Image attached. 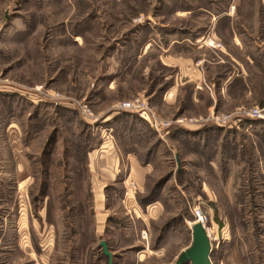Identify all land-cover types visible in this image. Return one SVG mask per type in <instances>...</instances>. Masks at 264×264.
Here are the masks:
<instances>
[{"label": "rangeland", "instance_id": "374dc122", "mask_svg": "<svg viewBox=\"0 0 264 264\" xmlns=\"http://www.w3.org/2000/svg\"><path fill=\"white\" fill-rule=\"evenodd\" d=\"M196 1L0 0V83L6 89L0 94H13L24 141L27 98L37 94L50 101L52 109L45 113L47 120L41 115L37 121L36 131L41 132L30 150L23 145L20 153L8 152L0 135V211L9 207L6 224L15 232L7 243L0 239V264H107L99 246L103 222L94 217L105 207L117 220L109 225L118 227L107 229L111 251L121 256L112 264H174L192 241L198 210L207 219L212 264H264V123L245 119L233 128L205 123L203 137L192 133L199 125L182 126L190 119L201 122L263 106L258 99L264 100V75L252 74L258 88L253 97L238 90L234 100L207 108L206 100L191 105L189 87L184 86L178 109L161 110L157 105V97L175 73L159 63L162 51L156 46L165 47L161 38L166 32L187 28L188 21L198 18L181 11ZM247 2L254 5L253 0ZM236 5L245 29L264 38V16H257L254 8H239L237 1ZM204 38L201 43L215 52L223 47L218 40ZM144 40L153 47L136 59L133 55ZM128 64L131 77L108 90L103 79ZM223 68L208 71L216 77ZM101 83L104 87L96 90ZM136 98L146 101L156 117L173 123L156 132L163 142L138 115L127 119L118 115L107 125L103 122L108 113H121L120 103ZM65 103L75 104V127L74 121L63 120ZM78 103L88 106L94 121L80 112ZM9 108L0 101V115H10ZM51 125L57 130L45 145ZM103 129L118 137L136 132L141 137L137 135L135 153L144 157L151 152L154 171L146 193L135 201L144 208L143 199L152 194L150 204L161 209L159 215L151 210L154 218L147 216L145 223H135L138 228L148 227L142 234L145 238L139 229L130 232L129 240L138 236L141 242L137 247L114 243L127 223L124 206L132 203L127 200L125 205L123 196H93L86 155ZM169 134L174 153L164 143ZM13 160L25 164L18 174L11 167Z\"/></svg>", "mask_w": 264, "mask_h": 264}, {"label": "crops", "instance_id": "0c3cea01", "mask_svg": "<svg viewBox=\"0 0 264 264\" xmlns=\"http://www.w3.org/2000/svg\"><path fill=\"white\" fill-rule=\"evenodd\" d=\"M236 1L239 8H254V13L257 16L260 14L264 16V0H253L254 5L249 4L247 0H197L192 5L187 4L186 8L181 11L187 13L186 17L188 15L192 17L195 14L199 20L195 18L191 23L188 21L187 28L171 29L170 32H166L161 38L165 39L166 45L165 47L156 46L162 51L158 61L162 66L175 73L174 76H169L171 78L170 84L157 97V105L161 110L178 109V100L184 86L189 87L188 100L191 105L198 106L203 103V100H206L208 101L206 104L207 108L211 105L221 104V102L227 103L234 100V93L238 90H242L248 98L255 96L258 88L253 84L256 78L252 74L260 73L264 75V38L260 37V34L248 30L247 27L245 29L239 14L235 11L237 10ZM218 4L219 8H217L218 6L216 7ZM18 29L20 30L21 28L18 26ZM204 36L220 41L223 47L215 52L204 46L205 44L201 43V38H204ZM77 38V35H75L74 40L76 41ZM151 47L153 45L149 41L144 40L140 44L139 49L134 53V58H143L151 51ZM221 66H224V68L219 72L220 75L218 74L216 77L210 75L208 69L221 68ZM132 73L128 64L122 67L121 72L119 71L103 80H105L104 82H106L108 90H115L117 84L130 78ZM143 75H145V70ZM97 87V89L95 88L96 90L104 87V83H101L99 86L97 85ZM14 93L16 94V92ZM11 96L13 94H0V101L5 104L7 103L8 106L10 105V115H0V135L5 137L4 145L8 152L20 153L22 152L23 145L27 147V150L36 145V140L41 132L36 131L37 121H39L41 115H44L43 121L46 118L48 119L45 113L47 112L46 114H48L50 112L48 109H51V102L37 96V94H31L30 98H27L30 106L26 112L28 129L24 141L22 123L17 113L18 106L17 104H12ZM9 100H11L10 103ZM258 101L260 104H264L263 99L261 101L258 99ZM61 109H64L63 120L68 122L74 121L75 127L77 117L75 104L65 103L61 106ZM118 115L117 113H108L102 117V120L107 125L109 122L118 119ZM123 117L127 119L133 117V115L126 113ZM46 127L44 126L43 130ZM55 129L57 130L56 126H52L49 134H47L48 137L45 140V145H48L52 141L49 138L54 137L53 133L56 131ZM206 130L207 128H196L192 129V133L203 137L207 132ZM135 133L118 137L110 131L105 132L103 129L100 132L101 138H99L98 143L86 155V167L89 172L93 196H96L98 199L100 195L103 196L101 199L105 196H123L122 200L125 205H128L126 203L127 200L132 203L131 206H124V218L127 220V223L120 230V241L116 239L114 242L118 245H129L131 247H135L141 242L138 236L135 239L129 240L130 232H137V229H139L140 237L145 238L142 234L143 232L146 233L144 231L145 228L148 229L146 226L138 228L135 223H139L140 221L145 223V221H148V218H154V216L150 215L151 210L155 209V213L159 215L161 209L156 205L157 203L145 205L144 208H141L137 201H135L136 196H142L146 193L148 177L154 171V165L150 157L151 152L148 151L144 157H141L140 153H135L134 147L138 144L139 140V134L137 133V136ZM154 134L158 137L159 141L163 142L155 131ZM74 138H76V130ZM171 140L172 136L169 134L164 143L170 146L168 149L174 153L175 146L172 145ZM160 144L162 145L163 143ZM28 164L27 162V168L30 169V164ZM11 167L18 174L21 168H25V164L22 161L13 160ZM8 209L9 207L7 206L0 211V239L4 240V243H7L15 235L12 227L6 224ZM10 209L12 210V207ZM105 209L104 213L95 214L94 217L96 219L97 216H100V222H103V240L107 244H111L109 242V239L112 237L111 232L107 229L118 228L112 224L109 225L110 222L112 223L117 220L114 217L112 218V214H110L112 212L108 211V207H105ZM139 213H142L144 217L139 216ZM95 221L97 222L98 219ZM145 249V247L144 249H140V253L145 252ZM112 254L113 260L121 257L114 253V251H112ZM137 259L140 261V254Z\"/></svg>", "mask_w": 264, "mask_h": 264}, {"label": "built area", "instance_id": "2783aa9c", "mask_svg": "<svg viewBox=\"0 0 264 264\" xmlns=\"http://www.w3.org/2000/svg\"><path fill=\"white\" fill-rule=\"evenodd\" d=\"M211 45L213 46L214 44L212 43ZM4 91H6V89L2 87V84L0 83V92H4ZM42 95L46 96L44 94ZM76 106H77V102H76ZM78 106L80 112L84 113L86 115V118L92 119L93 121L95 120V118H93L92 113L88 109V106L85 103L84 104L78 103ZM117 109L119 112L120 111L129 112L138 115L145 123L149 125V127L153 131L157 133L162 130L164 131L166 127L172 126L173 124L171 121H164L156 117L152 112V110L147 106V102L144 101L143 99L136 98L133 101L122 102L117 106ZM245 119L257 120L264 123V105L245 109L241 113H236V115L235 114L222 115V116H217L215 118L212 117L209 119L201 120V122L190 119L189 122H183L182 126L199 125L198 127H202V125L205 123H213L219 127L233 128L240 126ZM130 185H132V183ZM194 216H195V221L193 223L199 222L206 229L205 225L207 219L206 216L202 213V211L201 210L196 211L194 213Z\"/></svg>", "mask_w": 264, "mask_h": 264}, {"label": "water", "instance_id": "95a60500", "mask_svg": "<svg viewBox=\"0 0 264 264\" xmlns=\"http://www.w3.org/2000/svg\"><path fill=\"white\" fill-rule=\"evenodd\" d=\"M192 241L180 252L174 264H212L210 259L211 242L204 226L195 222L191 226ZM99 246L103 254L108 258L107 264H112L113 254L108 250L104 240H100Z\"/></svg>", "mask_w": 264, "mask_h": 264}, {"label": "trees", "instance_id": "16d2710c", "mask_svg": "<svg viewBox=\"0 0 264 264\" xmlns=\"http://www.w3.org/2000/svg\"><path fill=\"white\" fill-rule=\"evenodd\" d=\"M126 113H128V114H131V115H133V116H135V114H132V113H129V112H121L119 115H125ZM151 196H152V194L151 195H147V196H145V199H143V201H142V204L143 205H148V204H150L151 202H152V200H154V198H151ZM107 244V243H106ZM107 246H108V250L110 251V252H112L111 251V246L109 245V243L107 244ZM103 253V252H102ZM104 255V254H103ZM105 256V255H104ZM106 257V256H105ZM107 258V257H106ZM107 262H108V258H107ZM113 263V262H112Z\"/></svg>", "mask_w": 264, "mask_h": 264}, {"label": "bare ground", "instance_id": "6f19581e", "mask_svg": "<svg viewBox=\"0 0 264 264\" xmlns=\"http://www.w3.org/2000/svg\"><path fill=\"white\" fill-rule=\"evenodd\" d=\"M212 46V45H211Z\"/></svg>", "mask_w": 264, "mask_h": 264}]
</instances>
